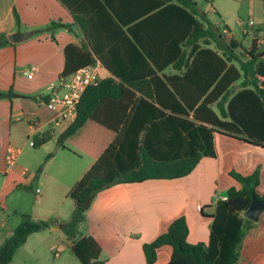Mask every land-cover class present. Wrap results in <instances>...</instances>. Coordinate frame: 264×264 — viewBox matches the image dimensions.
<instances>
[{
	"label": "crops",
	"instance_id": "1",
	"mask_svg": "<svg viewBox=\"0 0 264 264\" xmlns=\"http://www.w3.org/2000/svg\"><path fill=\"white\" fill-rule=\"evenodd\" d=\"M68 1L81 12H95L89 17L86 33L74 19L71 8L61 0H0V33H4L7 39V35L17 27L21 30L37 29L25 39L15 42L8 39V43L0 45V90L12 87V92L20 94L0 96V242L14 228L8 222V213L4 214L8 207L4 197L16 186H25L34 191L37 188L35 198L39 202L48 203L51 208L37 209L36 215L32 213L33 217L55 220L51 226L30 233L8 264L37 263L45 249L53 250L65 245L70 247L72 239L81 235H91L95 239L100 247L99 258L103 264H166L172 252L170 244L158 246L156 258L152 262L146 261L142 244L165 231L169 223L179 215H184L186 219V239L189 242L206 241L216 199L227 195L229 187L241 186L229 173L231 169L246 174L258 167L259 183L256 191L258 194L264 193V145L216 128L213 132L215 156L203 155L195 167L182 176L115 182L98 190L85 208L84 218L78 224L77 231L67 235L63 225L71 213L70 216L64 213L68 205L70 212L74 207L73 199L70 197L71 202L67 200V191L92 164L93 158L75 147L57 142L58 133L69 120H60L55 111L43 102L50 92V83L55 82L64 71L65 63H68L66 68L72 70L82 65L81 60L89 56L97 63L98 72L104 78L113 75L106 60L122 68L130 80H143L140 81L141 89L124 81L125 86L134 92L135 98L144 91H152L165 93L167 100L165 87L169 85V79L171 87L175 86L180 91H188L189 86L174 76L180 71L172 63L157 67L151 59L145 57L144 60L137 52L136 46L140 43L151 50L161 32L167 30L160 26L161 19L158 17L143 22L131 21L136 13L145 8L146 0H112L122 17L118 23L105 11V0H101L102 4H99V0ZM195 1L198 9L204 10L203 5ZM209 1L219 17L216 21L208 18L218 26L224 25L222 30L226 36L232 35L245 46L250 44L252 38L264 36V0ZM241 7L249 15V21L253 20L252 23L247 25L243 21L238 13ZM14 10L19 15L18 23L15 21ZM162 17L164 22L172 19L167 14ZM52 20L64 25L52 30L46 29L45 26ZM236 32L242 35L238 36ZM68 44H72L73 48L67 52L65 47ZM209 46L213 47V43ZM162 55L156 57L160 64L167 59ZM31 66L36 68L33 75L27 77L24 71ZM149 67L155 68V72H148ZM239 81H233L231 88H238ZM180 106L188 110L182 101ZM209 106L217 111L214 101ZM124 108L120 102V114ZM130 108L131 103L125 110ZM165 110L169 112L170 109ZM192 113L193 110H188L190 117ZM102 117L105 120V104L102 106ZM95 123L101 127L98 138L105 140V125ZM46 129H52L53 134L39 145L46 155L42 159L44 165L41 166V172L33 174L35 181L29 171L19 167L17 157L26 137L40 134ZM9 145L18 147L19 152L15 162L7 166L5 154ZM53 146L55 152H67L56 156L57 153L52 154L50 151ZM64 203L65 207H62ZM19 213L20 218L13 217L17 224L22 217ZM239 252V258L234 264H264V210L258 220H253L245 228ZM54 255H59V251H54Z\"/></svg>",
	"mask_w": 264,
	"mask_h": 264
},
{
	"label": "trees",
	"instance_id": "2",
	"mask_svg": "<svg viewBox=\"0 0 264 264\" xmlns=\"http://www.w3.org/2000/svg\"><path fill=\"white\" fill-rule=\"evenodd\" d=\"M61 1L71 8L74 19L86 33L89 17L95 12H81L72 2ZM146 2L145 8L131 21L158 17L160 26L167 30L161 32L151 50L141 43L136 50L141 58L151 59L157 67L172 63L180 71L174 76L189 85L188 91L171 87L169 79L165 87L167 100L165 93L152 91H144L135 98L124 81L141 89L143 80H130L122 68L105 60L113 75L85 88L74 117L57 135L60 145L75 147L93 158L92 164L67 191L74 201L71 216L63 225L67 235H73L84 218L85 208L80 202L87 194L115 182L182 176L190 172L203 155L215 156L213 132L216 128L264 145V36L252 38L248 46L243 45L232 35L226 36L222 30L225 26L213 23L205 10L198 9L195 0ZM105 11L115 22L122 21L112 0H105ZM163 14L170 15L171 21L164 22ZM14 16L18 23L16 10ZM61 25L64 23L52 20L45 28L52 30ZM8 42L5 34L0 33V45ZM69 48L73 45L68 44L65 50L68 52ZM160 54L167 57L161 64L156 58ZM81 61L82 65L95 63L89 56ZM67 65L66 62L63 74L77 68L68 70ZM147 71L155 72V68L149 67ZM238 79V88H231V83ZM11 92L12 87L0 90V96H9ZM181 101L188 110H193L191 117L187 108L180 106ZM213 101L217 111L209 106ZM120 102L125 107L122 114L118 111ZM129 103L131 108L127 111ZM104 104L105 120L102 117ZM95 122L105 125V140L99 139L101 127ZM52 134V129L34 134L33 145L39 146ZM40 169L41 166L37 171ZM229 173L241 186L229 187L226 198L216 199L207 240L189 242L186 219L179 215L165 231L142 244L147 262L155 260L156 248L164 243L172 246L166 264H234L238 260L245 228L253 223L243 215V210L253 196L264 198V193L256 191L258 167L246 174L234 169ZM21 216V221L0 242V264H8L30 233L55 223L53 219L33 217L32 213L21 212ZM70 248L80 264H103L99 258L100 247L91 235L72 239Z\"/></svg>",
	"mask_w": 264,
	"mask_h": 264
},
{
	"label": "built area",
	"instance_id": "3",
	"mask_svg": "<svg viewBox=\"0 0 264 264\" xmlns=\"http://www.w3.org/2000/svg\"><path fill=\"white\" fill-rule=\"evenodd\" d=\"M253 20L250 19V23ZM36 66H31L24 71L27 77L33 75ZM101 79L97 69V63H87L77 67L75 70L63 74L61 73L55 82L50 83V92L43 100L44 104L51 110L55 111L60 120H71L76 112L77 103L85 90L90 84H96ZM30 145L34 144L33 137L28 140ZM19 148L13 145L7 147L5 154V163L7 166L15 162ZM38 189H35V192ZM226 198V195L223 196ZM0 199V207H1Z\"/></svg>",
	"mask_w": 264,
	"mask_h": 264
},
{
	"label": "rangeland",
	"instance_id": "4",
	"mask_svg": "<svg viewBox=\"0 0 264 264\" xmlns=\"http://www.w3.org/2000/svg\"><path fill=\"white\" fill-rule=\"evenodd\" d=\"M201 5H203L204 10L207 12V16L211 18L212 20L216 21L218 19V14L213 10V7L210 5L209 0H198ZM240 12V13H239ZM239 15H241L243 21H246V24H249V15L247 14L246 10H243V8L238 9ZM243 23V22H242ZM238 36H241L242 34L240 32H236ZM32 138V136L26 137L24 145H21L20 152L17 157V161L20 164V168H25L27 172L32 174H39L41 169L39 171L38 167L43 166L44 164L42 163L43 157L46 155V152L43 150L42 147L38 145H30L28 143V140ZM52 154H56V156H59L62 152H67V151H59L55 152V148H51ZM34 178V177H33ZM36 181V179L34 178ZM38 181V179H37ZM68 202H71V198L67 197ZM69 204V203H68ZM62 207H65V203L62 205ZM51 208V205L45 202H39L37 198L33 200L32 204V211L33 215H36L37 209L41 210H49ZM70 205H68V209L66 210V213L64 215L70 216ZM8 213V222L10 225L15 226L17 222L14 221L13 217H19L20 218V213L18 210H15L11 207H6L4 214ZM22 219V217H21ZM59 224H62V222H59ZM54 251H59V255H54ZM33 264H80L79 259L76 257V255L72 252L71 248L68 245H65L61 248L56 247L52 249H45V253L42 258H40V261L37 263Z\"/></svg>",
	"mask_w": 264,
	"mask_h": 264
},
{
	"label": "water",
	"instance_id": "5",
	"mask_svg": "<svg viewBox=\"0 0 264 264\" xmlns=\"http://www.w3.org/2000/svg\"><path fill=\"white\" fill-rule=\"evenodd\" d=\"M37 29L21 30L17 27L13 32L7 35L12 42L27 38ZM12 95H20L17 92H11ZM94 193L87 194L80 205L87 208ZM35 199V191L25 186H16L9 190L4 197L5 203L22 213H31L33 200ZM264 210V198L252 197L249 205L243 210V215L251 220H258L260 213Z\"/></svg>",
	"mask_w": 264,
	"mask_h": 264
}]
</instances>
